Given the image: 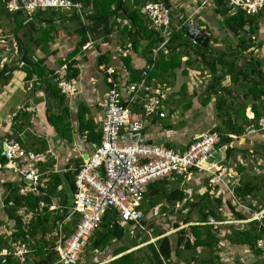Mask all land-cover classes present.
<instances>
[{"label":"crops","instance_id":"obj_1","mask_svg":"<svg viewBox=\"0 0 264 264\" xmlns=\"http://www.w3.org/2000/svg\"><path fill=\"white\" fill-rule=\"evenodd\" d=\"M5 1L0 0V70L5 67L11 69L0 76V158L4 157V142L7 138L18 137V141L26 150L51 151L47 162L41 163L40 167L42 172L49 173L50 179L53 176H61V183L53 193L48 194L51 202L47 204L44 201L47 211L51 215H56L67 208L61 205V199L71 198V201L73 199L70 183L74 181L75 169L92 154L99 143L93 138L91 131L95 135L101 132L100 124L110 86L108 73L103 65L105 68H115L114 77L119 82L123 99L128 101L130 85L142 78L141 75L139 80H134L135 71L142 74L149 65L145 52L148 40L141 39L137 49H134L125 30L131 26V22L125 24L126 18H117L110 34L91 38L88 41L91 44L87 48L84 46L88 42L83 44L71 59H67L76 50L80 40L76 33L67 35L62 20L56 19L52 22L56 25L52 40L48 43L41 42L37 33L31 40L32 35L25 29L26 24L23 22L28 15L33 14L10 13L6 9ZM169 2L172 18L171 36L173 34L174 36L172 47L162 51L165 54L176 55L180 59V66L170 75L164 71L148 79L150 88L159 91L164 97L166 117L148 118L138 138L147 143L160 144L174 151L183 152L203 133H218L217 128L228 132L230 141H224L218 149L222 152V159L216 163L215 174L193 171L188 177L167 179L172 181L171 187H180L186 194V199L179 203L177 208L172 209L170 215L172 218H175L176 214L180 218L183 217L190 209L189 206L183 209L184 205L193 199L197 202L207 192L211 199L222 198L220 205L216 203L214 205V210L221 215L220 220H210L219 238L216 250L220 262L217 264H264V253L256 244L253 246L248 242L234 240L237 232L250 229L251 222L223 223L235 218L229 201L238 211L245 214L244 218L238 220H245L251 215L250 211L241 209L236 204L239 198L234 193V186L240 179H248L258 186V191L257 195H250L246 202L239 200L254 210L264 207V128H257L254 133L248 134L249 126H246L245 132L241 135L229 131V126L226 128L230 118L238 119L243 113L248 118L255 116L253 104L256 100L253 93L257 85L250 71L254 69L255 75L259 78L256 73V70H259L264 77V12L251 16L250 25L245 26L247 32H244L237 27L235 31L231 27L232 24L237 25L232 16L240 10L227 6L225 0H169ZM227 7L230 8L229 14L224 13ZM141 12L143 18L147 20L144 5ZM186 22H191L209 36L206 46L199 43L194 45L193 39L182 31V26ZM66 24H69V31L73 33L74 25L70 22ZM251 27L252 30L249 32ZM158 32L162 37L161 32ZM179 32L180 34L176 36L175 34ZM248 43L252 44L251 48H245ZM25 44H28L32 63L36 67H46L49 74L63 63L69 64V75L74 69L77 70V75L73 77L70 75L77 93L70 97L59 94L63 95V99L54 97L39 76L34 75L33 78L26 80V70L22 63H18L23 52L20 47L24 45L25 48ZM157 47L153 49V53ZM101 55H104V64H99ZM72 61L75 62L71 65ZM7 74H11L10 78L3 80ZM131 108L136 113L142 112V106L138 102L133 103ZM26 112L30 116L25 117ZM60 114H63V120L54 118ZM81 119L83 123L91 124L93 129L82 131ZM123 138L138 139L126 135ZM230 148H235L236 151L231 161H228L226 152ZM6 162L0 161V164ZM9 184L22 186L25 182L23 183L14 170L0 167V216L5 219L7 216L4 199L8 195ZM48 185L49 183L46 186ZM41 194L46 195L47 190L42 189ZM252 203H256V207H253ZM166 206V202L157 204L151 209L150 214H158L160 209L163 211V207ZM52 207L54 209H51ZM141 209L145 211L143 205ZM194 210V221L182 223L178 229L199 224L196 221L198 208ZM71 222L64 227L66 234L71 232L73 227ZM178 229H172V232ZM40 236L41 234H38L32 238L31 244L37 243L36 239ZM151 236L150 240L128 251L152 243L158 238L153 237V234ZM197 252H201L202 259L207 260L206 264H212L208 262L210 257L207 258V251L198 248ZM191 258L189 251L183 249L176 260L179 264L189 262L197 264L196 261H191ZM112 259L114 257L110 256L96 264L108 263Z\"/></svg>","mask_w":264,"mask_h":264},{"label":"built area","instance_id":"obj_2","mask_svg":"<svg viewBox=\"0 0 264 264\" xmlns=\"http://www.w3.org/2000/svg\"><path fill=\"white\" fill-rule=\"evenodd\" d=\"M226 1L229 7L240 10L245 15L253 16L264 12V0ZM5 3L10 13L34 14L41 10L79 9V4L73 0H6ZM144 12L149 25L160 31L163 37L153 53L155 61L158 51L166 50L171 39V8L163 1H148L144 4ZM81 20L85 21L82 14ZM124 23L127 24L128 20L125 19ZM90 44L91 42H88L84 47L87 48ZM193 44L197 45L198 42L193 40ZM154 61L143 70L142 78L130 85L128 101L123 99L119 82L114 77L115 68H105L110 86L100 124L101 140L92 154L75 169V192L70 214L63 222H59L53 233L47 234L48 239L56 237L54 249L58 255L57 264L79 263L90 239L101 228L104 216L109 211H114L120 222H133L135 226L132 229L141 227L143 230L141 221L157 214L145 216L141 209L150 184L172 177H188L193 171L215 174L217 165L210 161V158L218 150L216 146L220 142V137L217 132L201 134L183 152L174 151L164 145L147 143L140 138L137 140L123 138L124 135L139 137L148 118L166 117L163 95L159 91H153L148 84V73L154 68ZM49 77L63 95L70 97L77 93L76 85L69 75L68 63H63L50 73ZM136 102L142 106L140 113L134 112L131 108ZM258 125L259 127L251 125L248 134L254 133L257 128H264V117L259 120ZM4 145L3 155L7 162L0 164V167L14 170L25 182L20 186L19 193L23 196L31 193L41 194L50 178L48 172H42L40 165L47 162L51 151L26 150L15 138H7ZM26 181H31V184ZM12 204L13 202H10V205ZM236 204L241 209L250 211V217L245 220L229 219L223 223L255 221L259 229H264V207L254 210L239 199L236 200ZM252 204L256 207V203ZM45 208L44 201H40L35 210L25 205L18 208L17 214L21 218L24 230L29 229L32 221ZM74 214L79 217H76L71 232L66 234L64 227L73 220L71 216ZM0 236L8 239V246L0 250V258L12 257L19 263H26L32 253L31 241L15 239L13 228L6 223L0 225ZM256 247L264 253V233L256 240Z\"/></svg>","mask_w":264,"mask_h":264},{"label":"trees","instance_id":"obj_3","mask_svg":"<svg viewBox=\"0 0 264 264\" xmlns=\"http://www.w3.org/2000/svg\"><path fill=\"white\" fill-rule=\"evenodd\" d=\"M75 3L79 4L78 8H73L68 11H55L50 10L48 14H43L44 10L38 11L39 16L42 17V22L40 23V28L37 29L33 20L29 19L32 15H28L25 19H29L26 23L25 28L29 31L34 38V35L39 34V39L41 42L48 43L54 37V31L56 25L52 24V21L56 19L62 20L66 29V34L71 35L69 24L67 22L74 23L75 33L79 36L80 40L78 42L77 48L72 54H70L67 59H71L75 54H77L78 50L88 42L91 38H95L98 35H106L110 34L113 31V27L116 24L117 18H126L131 22V26L125 28L127 37L130 39L131 46L135 49L140 44V40H148L146 45L145 52L147 53L146 58L148 60V64L152 63L153 60V49L157 47L160 41L163 40L160 33L154 28L150 27L149 22L143 18V14L141 12V7L148 0H123L121 9L116 11V7L119 0H73ZM154 1H163L168 6H170L169 0H154ZM224 1V0H222ZM226 4L227 1L225 0ZM134 6V7H133ZM228 6V5H227ZM8 11V10H7ZM47 11V10H46ZM23 13V12H17ZM224 13L229 14L230 8H225ZM26 14V13H25ZM81 14L84 15L85 21L81 20ZM234 21H236V26L231 25V27L235 30L240 29L244 32H247L246 25L251 22V16L245 15L242 11H238L235 15L232 16ZM21 22V21H20ZM45 22V23H44ZM70 22V23H71ZM252 27L249 32H251ZM59 31V29L57 30ZM236 31V30H235ZM56 32V31H55ZM60 33V32H59ZM64 34V33H63ZM180 34H175L178 36ZM169 40L167 45V49L172 47V37ZM35 42V41H34ZM24 45H21V52ZM200 48H202L199 45ZM252 44L248 43L245 48H251ZM25 56L22 62V66L26 70L27 76L26 80L33 78L34 75L39 76L47 86V90L50 94H53L54 97H61L63 99V95L60 93V89L56 84L52 83V79L49 78V71L47 72L46 67L40 66L36 67L32 63V58L30 55V51L28 49V44H25ZM158 57L155 59V66L148 73V79L157 76L159 73H163L167 71L170 74L175 72V70L180 66V59L171 53L165 54L162 50L158 51ZM252 61V59H250ZM75 61L71 62V65ZM104 55L99 57V64H104ZM214 65L215 63H210ZM231 64V63H230ZM105 69V65H103ZM11 68L5 67L0 70V76L7 73ZM252 69V67H251ZM70 70V67H69ZM70 74L72 77L77 75V70L71 71ZM250 73L255 77L256 85L254 88V99L256 100L253 104V109L255 111V116L253 118H248L245 113L238 117V119L232 120L228 119V123L226 124V128L229 131L234 132L235 134L241 135L245 132L246 126L255 125V127H259V120L264 117V85L262 81L255 75V70L252 69ZM136 76L133 78L134 80H139L141 77V72H136ZM11 74H7L3 80H8ZM220 77H218V80ZM2 81V80H1ZM216 87V86H215ZM67 110V108H65ZM25 117L30 116L29 113H24ZM18 118V117H17ZM58 120H63V114H60L57 117H54ZM238 120V121H237ZM241 120V122H240ZM81 121V130L84 129L91 130V124L83 123V119ZM227 122V120H226ZM63 123V122H62ZM83 128V129H82ZM218 134L220 137V142L217 144L216 148L219 149L224 141H230L229 134L226 131H222V128H217ZM91 135L93 138L100 142L101 140V132L98 135H95L91 131ZM18 141V137L16 138ZM19 142V141H18ZM20 143V142H19ZM21 144V143H20ZM24 148V147H23ZM235 148H230L226 152V158L229 161L235 155ZM1 162H6L7 159L5 157L0 158ZM227 161V162H228ZM231 161V160H230ZM61 176H53L49 180V185L46 186L43 190H47L46 195L42 194H28L23 196L19 193L20 186L18 185H10L9 184V192L7 197L4 199L5 211H6V219L0 216V225L6 223L10 225L14 230V238L22 239V240H31L35 238L38 234L40 238L36 239L37 243H33L31 245L33 258H29L26 263H19L12 257H7V261L4 264H57L58 255L55 247V242L46 239V235L48 231L56 230L58 226V222H63L64 212H60L56 215H51L47 210L44 209V212L37 215L36 219L32 221L28 230H24L21 222L20 216L17 214V210L19 207L25 205L29 207L31 210H35L41 200L45 201L47 204L51 202L50 197H48L49 192L53 193L58 185L61 183ZM172 181L163 179L156 181L149 185L148 191L145 195L143 201V207H145L144 214L148 216L151 213V209H153L157 204H161L162 202H166L167 206L163 211L158 212V214L154 215L152 218L143 219L141 221V226L145 230H152L153 237H158L154 242L149 243L144 248L140 247L135 250H130L134 246H138L141 243H135L130 246H120L113 251V257L111 261L103 264H179L176 260L177 257L181 255L183 249H187L191 254V261L194 260L197 264H206L207 260L202 259L201 252L198 253V248H202V251H207L208 262L219 263L220 258L218 257L217 246L219 244V238L217 236V230L213 224L210 223V220L217 219L220 220L221 215L218 214L214 210L215 203L220 205L222 203V198L211 199L209 193H205V195L201 196L200 199L195 201V199L189 201L184 208L189 206V211L187 214L183 215L180 220H175L170 215V211L174 208H177L178 204L183 202L186 199V194L180 187H171ZM24 183V181H23ZM71 193L74 195L75 185L74 181L70 183ZM258 186L250 182L248 179H240V181L234 186L235 195L241 199L242 201H248V197L250 195H257ZM10 202H13L10 205ZM213 202V203H211ZM61 205L70 207L72 206L71 198L61 199ZM230 208H232L233 214L235 215L234 219H242L245 217V214L238 211L231 202H228ZM213 205V206H212ZM198 208V219H196L199 224H191L187 228L178 229L181 224H188L193 222V212L194 209ZM175 216V215H174ZM164 218V219H163ZM168 218L172 220L171 224L167 223L168 229H178L177 236H172L166 234L163 229H157L158 225L161 224L162 219L165 220ZM161 219V221H160ZM255 221L251 222L250 229L246 231L237 232L235 234V241L238 242H248L253 246L256 244V240L264 233V229H259L258 225H256ZM133 222H120L119 217L114 211H109L104 216V221L99 230H97L94 236L90 239L92 250H102L106 247H109L114 240H122L126 233L131 231L134 227ZM165 226V225H164ZM257 226V227H256ZM140 229L141 227H137L136 229ZM143 229V230H144ZM72 230V228H71ZM8 246V239L0 236V250L6 248ZM96 264V263H92ZM191 264V262H189Z\"/></svg>","mask_w":264,"mask_h":264},{"label":"rangeland","instance_id":"obj_4","mask_svg":"<svg viewBox=\"0 0 264 264\" xmlns=\"http://www.w3.org/2000/svg\"><path fill=\"white\" fill-rule=\"evenodd\" d=\"M50 10H47L45 12H43V14H48ZM31 19L33 20V22L35 23V25L37 26V28H40V23L43 21L42 19H40L39 17V13L36 12L35 14H33L31 16ZM25 22V21H24ZM23 22V23H24ZM71 22V21H70ZM45 23V22H44ZM73 24L74 23H70ZM26 29V28H25ZM27 30V29H26ZM28 31V30H27ZM75 33V26H73V33H71V35H73ZM72 204V203H71ZM73 220H72V225L75 223L76 217H79L78 215L74 214L72 215ZM164 219V218H163ZM160 221L162 222L161 224H156L158 225V230L159 229H163L168 235H172V236H177L176 234L179 233L178 230H176L175 232H172V229H168L167 223H172V220H169L168 218H166L165 220ZM175 220H180V216L178 214L175 215V218H173ZM71 225V226H72ZM165 225V226H164ZM50 232V231H48ZM172 232V233H171ZM51 233V232H50ZM131 234H126L125 237L122 240H114L112 242V244L109 247H106L102 250L96 251V250H92V246H91V240L89 241V244L87 245L84 253L82 254L81 260L79 261L78 264H92V263H99V261H104L105 259L109 258L110 256H112V253L114 251V249L120 247V246H130L133 245L135 243H144L148 240H150L152 237V231L148 230H141V229H131L130 231ZM154 236V235H153ZM51 241L56 240L55 238H50ZM142 248H144L142 246ZM29 258H33V252L29 255ZM173 264V262L171 263Z\"/></svg>","mask_w":264,"mask_h":264},{"label":"water","instance_id":"obj_5","mask_svg":"<svg viewBox=\"0 0 264 264\" xmlns=\"http://www.w3.org/2000/svg\"><path fill=\"white\" fill-rule=\"evenodd\" d=\"M122 2L123 0H119L117 7H116V11H119L121 9L122 6ZM31 19V18H29ZM29 19H27L23 24H26ZM32 20V19H31ZM55 22V21H52ZM182 31L190 38H192L193 40H196L200 45L202 46H206L209 42V36L202 30H200L197 26L193 25L191 22H186L183 26H182ZM23 52L21 53L19 59H18V63H22L24 60V56H25V48L23 47ZM257 75L259 76V78L261 79V81L264 83V77L261 75V73L259 72V70H256ZM135 138H138V136H135ZM222 159V152L220 150L216 151L213 156L210 158V161H213L215 163L220 162ZM28 184H31V181H26ZM71 212V208L67 207L64 211V215L65 217L68 216ZM7 261V259L5 257L0 258V264H4Z\"/></svg>","mask_w":264,"mask_h":264}]
</instances>
